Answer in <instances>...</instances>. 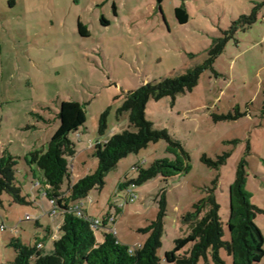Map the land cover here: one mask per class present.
<instances>
[{
	"label": "rangeland",
	"instance_id": "374dc122",
	"mask_svg": "<svg viewBox=\"0 0 264 264\" xmlns=\"http://www.w3.org/2000/svg\"><path fill=\"white\" fill-rule=\"evenodd\" d=\"M10 1L0 0V154L8 151L16 156L17 179L33 203L19 204L8 194L2 196L0 224L7 230H0V264L16 257L10 245L13 236L33 244L37 236L45 239L46 253L53 247V239L45 238L35 219L55 228L57 223L47 212L46 198L34 190L40 187L41 172L36 170L35 179L26 157L48 149L60 126L62 101H80L87 113L86 123L70 134L77 149L70 161V180L75 183L96 169L98 158L93 153L99 138L136 130L128 112L118 115L126 92L149 81L180 76L203 63L215 38L264 0H163L161 7L158 0H16L14 5ZM178 6L188 10L184 24L175 14ZM79 21L88 35L80 33ZM106 110L108 127L101 136L100 117ZM146 115L156 128H167L182 142L191 169L168 182L157 176L130 184L137 200L126 202L129 191L122 184L138 177L137 166L149 168L157 159L173 157L167 142L160 140L123 158L108 173L104 188L90 192L93 201L86 197L81 202L93 217L114 216L119 239L138 248L149 236L141 229L156 218L165 187V231L157 254L159 264H176L165 256L187 232L182 216L215 181L229 238L230 186L249 146L246 189L252 203L264 209V5L258 20L228 41L192 91L175 100L151 98ZM229 115L237 118L216 119ZM256 223L264 235V212ZM97 236L103 239L100 231ZM222 257L233 264L225 250ZM199 264L215 263L210 258Z\"/></svg>",
	"mask_w": 264,
	"mask_h": 264
},
{
	"label": "trees",
	"instance_id": "16d2710c",
	"mask_svg": "<svg viewBox=\"0 0 264 264\" xmlns=\"http://www.w3.org/2000/svg\"><path fill=\"white\" fill-rule=\"evenodd\" d=\"M163 0H158L161 7ZM262 3L257 4L251 14L242 15L232 25L222 31L215 38L214 44L209 50L206 60L187 70L177 77H167L158 82H147L139 88L125 93L123 105L118 110V115L129 113L130 125L136 130L126 129L114 134L107 140L94 147V156L98 158L96 169L77 182L72 183L70 161L76 155L75 142L70 134L78 131L87 120L84 104L77 100L62 101L58 117L60 126L49 142L48 149L34 150L26 157L32 171L41 172L40 187H34L40 195L46 198L48 210L50 201L55 200L59 208L61 221L56 231L47 228L45 238L53 239V247L50 252H44L46 242L41 237L33 244L22 237L10 238V245L16 251L14 260L4 264H159L160 257L157 254L162 246V236L165 231V216L167 213L166 189L160 192L159 212L145 228L141 230L149 236L138 248H132L123 243L119 237L106 228H95L90 219L70 211L71 204L81 201L90 195L94 189H102L106 183L108 173L117 167L119 162L132 153H138L149 144L165 140L167 151L173 157H165L155 160L149 168H139L138 177L124 182L123 188L130 184H140L154 177L168 182L169 179L179 174L187 173L192 165L189 151L182 142L176 139L167 128H156L153 121L146 115L147 103L151 98L160 100L170 96L173 100L187 91H192L198 84L204 70L212 68L214 62L226 48L228 41L235 37L239 30H246L258 20V14ZM175 14L181 24L188 22L189 13L184 6H178ZM79 29L82 35H88L87 27L79 21ZM109 110L100 117L99 133L105 135L108 124ZM237 116H219L216 119H232ZM251 153L250 146L246 154L239 162L235 181L230 186V213L227 220L229 238L226 239L224 221L220 215L221 205L216 195V185L205 188V195L196 201L192 209L182 216L187 232L184 236L175 240V247L166 252V260L176 264H199L200 260L207 262L211 258L215 264H228L222 257L225 250L231 257L233 264H260L264 259V235L256 223L258 214L264 209L252 203L250 194L246 189L248 166L247 156ZM203 161L208 163L206 157ZM225 161V158L224 160ZM18 160L8 151L0 154V204L2 196L8 194L13 202L30 204L32 200L29 194L23 193V186L17 179ZM210 164V163H208ZM67 190L64 189L65 182ZM35 184V182L33 183ZM48 212V211H47ZM84 212L86 210L84 209ZM32 217V216H31ZM57 218V217H53ZM33 220V217L32 219ZM40 224V218L35 219ZM107 221L104 220L106 225ZM103 234L99 240L97 232ZM60 232L59 237H54ZM42 242L39 247L38 243Z\"/></svg>",
	"mask_w": 264,
	"mask_h": 264
},
{
	"label": "built area",
	"instance_id": "2783aa9c",
	"mask_svg": "<svg viewBox=\"0 0 264 264\" xmlns=\"http://www.w3.org/2000/svg\"><path fill=\"white\" fill-rule=\"evenodd\" d=\"M101 142L102 141L98 140L96 142V144L101 143ZM133 185L134 184H132V187H133ZM129 187H128L129 195H128L127 199H126V202H134V201L137 200V194L134 192V190L131 189V186H129ZM87 197L90 198V201H93V197H91L89 195ZM50 205L51 206H50V208L48 210V213L51 216H53V217H57L59 215V208H58V205H57L56 201L55 200H51L50 201ZM83 205H84V203L81 202V201L75 202V203L71 204L70 211H76L78 214L86 216L87 218L90 219L89 214L84 212V206ZM26 219H32V217L28 216V217H26ZM91 219H92L93 226L95 228H106L109 231H111V232H113L114 234L117 235V230L115 228L116 218L114 216L108 215L105 218H96V217L92 216ZM104 220L107 221L106 225L104 224ZM9 229H10L11 232H18V228L17 227H10ZM0 230L1 231L7 230V226L4 223H1L0 224ZM54 237H56V235ZM38 246L41 247L42 246V242H39ZM133 249L134 248H132V251H133Z\"/></svg>",
	"mask_w": 264,
	"mask_h": 264
},
{
	"label": "crops",
	"instance_id": "0c3cea01",
	"mask_svg": "<svg viewBox=\"0 0 264 264\" xmlns=\"http://www.w3.org/2000/svg\"><path fill=\"white\" fill-rule=\"evenodd\" d=\"M10 4L11 5H14V4H16V0H11L10 1ZM125 189H126V187H124ZM47 206V204L45 205V207ZM48 208V207H47ZM85 210H86V212L89 214V215H91V216H93V214L90 212V210H88V208H84ZM52 220L54 221V222H56L57 223V225H56V228H55V226H53V224L51 223V222H49V223H47V225H45L44 224V222H43V220L40 218V224H38L37 226H40V227H42L43 228V230H44V232L47 230V228L49 227V228H51V230H53V231H56V229H57V227L59 226V223H60V221H61V217H58L57 219H54V218H52ZM59 233L57 234V232H56V236L57 237H59ZM38 237V236H37Z\"/></svg>",
	"mask_w": 264,
	"mask_h": 264
}]
</instances>
